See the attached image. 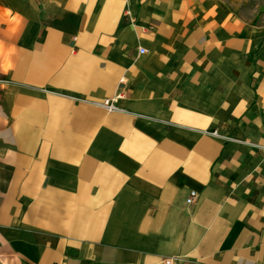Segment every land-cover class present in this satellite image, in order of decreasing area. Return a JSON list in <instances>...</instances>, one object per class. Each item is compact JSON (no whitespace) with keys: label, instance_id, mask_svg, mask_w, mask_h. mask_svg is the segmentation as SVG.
Returning <instances> with one entry per match:
<instances>
[{"label":"crops","instance_id":"obj_1","mask_svg":"<svg viewBox=\"0 0 264 264\" xmlns=\"http://www.w3.org/2000/svg\"><path fill=\"white\" fill-rule=\"evenodd\" d=\"M261 1L0 0V264H264Z\"/></svg>","mask_w":264,"mask_h":264},{"label":"built area","instance_id":"obj_2","mask_svg":"<svg viewBox=\"0 0 264 264\" xmlns=\"http://www.w3.org/2000/svg\"><path fill=\"white\" fill-rule=\"evenodd\" d=\"M142 52L140 50H137V54L140 55ZM119 93H114L112 97L108 99L101 100L99 104H96V106L105 114V113H119L120 110L117 108L116 104L120 99ZM210 137L216 138V135L213 132H210L208 134ZM261 153L264 154V148L258 149ZM194 198V195L191 192H188L185 196V198L182 200L183 205L188 206L192 199ZM163 264H168V262H163Z\"/></svg>","mask_w":264,"mask_h":264},{"label":"rangeland","instance_id":"obj_3","mask_svg":"<svg viewBox=\"0 0 264 264\" xmlns=\"http://www.w3.org/2000/svg\"><path fill=\"white\" fill-rule=\"evenodd\" d=\"M259 6H255V7H250L251 13L250 15H263L264 14V7L262 5H264V2H260V4H258Z\"/></svg>","mask_w":264,"mask_h":264}]
</instances>
